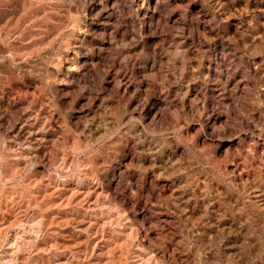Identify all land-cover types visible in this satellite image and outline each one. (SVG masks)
I'll use <instances>...</instances> for the list:
<instances>
[{
    "label": "rangeland",
    "instance_id": "1",
    "mask_svg": "<svg viewBox=\"0 0 264 264\" xmlns=\"http://www.w3.org/2000/svg\"><path fill=\"white\" fill-rule=\"evenodd\" d=\"M0 264H264V0H0Z\"/></svg>",
    "mask_w": 264,
    "mask_h": 264
}]
</instances>
